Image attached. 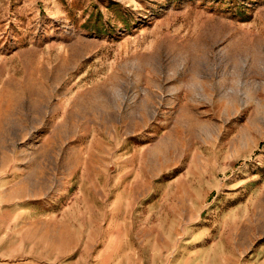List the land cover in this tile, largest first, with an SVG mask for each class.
I'll list each match as a JSON object with an SVG mask.
<instances>
[{"label":"rangeland","instance_id":"obj_1","mask_svg":"<svg viewBox=\"0 0 264 264\" xmlns=\"http://www.w3.org/2000/svg\"><path fill=\"white\" fill-rule=\"evenodd\" d=\"M0 264H264V0H0Z\"/></svg>","mask_w":264,"mask_h":264}]
</instances>
